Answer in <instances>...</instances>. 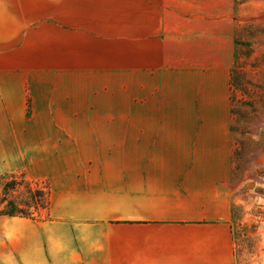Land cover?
I'll list each match as a JSON object with an SVG mask.
<instances>
[{"label": "rangeland", "instance_id": "obj_1", "mask_svg": "<svg viewBox=\"0 0 264 264\" xmlns=\"http://www.w3.org/2000/svg\"><path fill=\"white\" fill-rule=\"evenodd\" d=\"M263 118L264 0H0V179L50 190L86 125H216L239 264H264Z\"/></svg>", "mask_w": 264, "mask_h": 264}, {"label": "crops", "instance_id": "obj_2", "mask_svg": "<svg viewBox=\"0 0 264 264\" xmlns=\"http://www.w3.org/2000/svg\"><path fill=\"white\" fill-rule=\"evenodd\" d=\"M81 128L45 163L48 217L0 215V264H239L227 131Z\"/></svg>", "mask_w": 264, "mask_h": 264}, {"label": "trees", "instance_id": "obj_3", "mask_svg": "<svg viewBox=\"0 0 264 264\" xmlns=\"http://www.w3.org/2000/svg\"><path fill=\"white\" fill-rule=\"evenodd\" d=\"M0 215L20 217V218H35L37 213L32 210L30 203L24 200V194L37 200L43 198L44 195L47 199H42L43 202L46 200L47 207L49 205V194L50 190L48 187L45 188H34L32 185L37 186V183L27 180L23 174L16 175L11 174L7 179H0ZM23 193V194H22ZM18 196H15L17 195ZM34 207V206H33Z\"/></svg>", "mask_w": 264, "mask_h": 264}, {"label": "bare ground", "instance_id": "obj_4", "mask_svg": "<svg viewBox=\"0 0 264 264\" xmlns=\"http://www.w3.org/2000/svg\"><path fill=\"white\" fill-rule=\"evenodd\" d=\"M260 125H264V118L262 119ZM262 158H263L262 156H259L257 159H255L254 162L257 163V162H260L261 160L263 162L264 160Z\"/></svg>", "mask_w": 264, "mask_h": 264}]
</instances>
